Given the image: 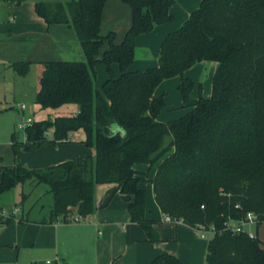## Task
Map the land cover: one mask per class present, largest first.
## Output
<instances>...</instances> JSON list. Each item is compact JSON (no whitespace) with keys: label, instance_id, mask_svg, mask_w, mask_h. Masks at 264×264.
Here are the masks:
<instances>
[{"label":"trees","instance_id":"16d2710c","mask_svg":"<svg viewBox=\"0 0 264 264\" xmlns=\"http://www.w3.org/2000/svg\"><path fill=\"white\" fill-rule=\"evenodd\" d=\"M104 1L33 3L46 23L72 27L82 58L41 62L34 102L40 108L64 103L77 108L74 113L29 120L24 139L39 146L66 141L69 132L81 130L80 142L93 153L41 167L0 166V193L17 186L22 206L21 218L0 214V223L27 220L33 208L44 212L39 223L83 218L96 208L94 186L114 183L129 222L143 230L147 241L156 242L154 221L145 211L143 183L149 181L163 216L193 229L212 228L206 264H264V244L256 234L250 238L224 226L227 220L244 219L247 211L253 213L255 227L264 221V0H199L162 37L156 64L142 69L129 68L134 39L172 20L169 8L174 0H122L129 5L130 23L118 42L112 30L100 31ZM103 43L106 47L97 55ZM200 60L215 62L210 92L203 96L198 91L192 98L194 82L184 71ZM96 64L107 74L99 86ZM27 65L10 63L19 74ZM173 75L179 76L176 87L185 110L158 120L156 115L167 103L163 92L153 90ZM11 145L15 149L13 135ZM139 163L146 169H137ZM43 195L45 203L39 199ZM149 264L178 260L161 253Z\"/></svg>","mask_w":264,"mask_h":264},{"label":"crops","instance_id":"0c3cea01","mask_svg":"<svg viewBox=\"0 0 264 264\" xmlns=\"http://www.w3.org/2000/svg\"><path fill=\"white\" fill-rule=\"evenodd\" d=\"M198 1L174 0V3L169 8V11L173 14L172 20L155 24L149 31L138 33L134 39V56L129 68L141 69L155 65L154 57H156L157 53L152 47L151 38L154 36L155 38H161L165 33L175 28L179 22L181 23L186 18ZM33 3V0H0L1 71H5L8 68L13 69L10 66L13 61H27V70L21 74L22 77L29 71V67L33 63L37 65L39 77L42 61L82 58L79 43L72 27L67 23H46L34 11ZM125 5L126 3L122 0H105L100 12V31L102 33L107 30H112L113 33L118 32L119 39L114 40L115 42L121 39L130 23V8L129 5ZM123 11L129 13L127 19L125 17L122 19V16H124L122 15ZM65 31L67 32L66 34ZM105 47L106 43H103L98 49L97 55ZM64 50H66V53L62 55ZM214 66L215 62L213 60H200L195 65L192 64V66L185 69L184 74L189 76L194 82L189 91L190 97H196L199 91L197 84H200L209 74L211 76ZM116 68L117 72H115V65L113 64L112 69L115 74L119 71L117 66ZM191 69H196V74ZM14 72L16 71L14 70ZM103 79L99 80L102 81ZM162 80L153 90L154 94L163 92L167 103V107L156 115L158 120L169 119L167 114L174 107L166 100L165 91L160 88ZM101 81H97L96 76L98 86ZM37 85L38 78L36 83L23 78V81L19 84L17 83L16 86L14 83L11 84V98L17 99L22 95L34 98ZM202 95L208 96L209 93ZM24 106L23 102L19 103L21 109ZM76 108L77 106L71 113H74ZM27 118L29 120L32 119L30 116H26L23 119ZM79 131L81 134H79ZM81 136L83 137L82 131L75 130L69 132L66 141L48 142L39 145L34 149L32 161L24 166L41 167L62 160L92 154L93 148L84 146L80 142ZM71 137H75L78 140L70 142ZM4 150L6 152V148ZM12 164H14L13 160L12 162L4 161V164H0V166ZM154 166L150 167L148 177L152 175ZM135 167L140 170L146 169V165L140 163L135 164ZM143 186L146 191V216L154 221L152 224L154 229L159 232L155 223H161L162 217L163 222L173 225L171 228L172 233L170 232L171 236L167 235V237L179 240L184 247H192L189 236L185 232L186 229L182 227L186 225L181 222H166L158 207L155 208L152 203L151 184L144 182ZM4 192L9 193L7 195L12 200V204L9 203L10 205H7L8 203L2 201V197H5L2 195ZM4 192L0 193L1 216L3 214V217H7L8 214H11L14 219L21 218L22 206L19 202L15 203L19 200L18 187H12ZM93 198L96 208L90 214L89 217L91 218L87 221L88 223H80V217L65 223H39L38 221L44 217V212L38 210V208L33 209L34 213L31 212L32 210L28 212L27 220L15 221L11 224L0 223V264H125V259L128 260L129 264H147L149 260H152L157 255H154V249L148 243H143L145 242L143 230L137 224L129 222L126 203L116 191L114 183H97L94 186ZM15 207L16 209H14ZM152 209H154L153 213ZM90 228L95 229L96 233L93 241V255L79 252L83 259H75V251H77L75 250V243L77 240L85 239ZM261 230L259 227L256 235L264 244V233Z\"/></svg>","mask_w":264,"mask_h":264},{"label":"rangeland","instance_id":"374dc122","mask_svg":"<svg viewBox=\"0 0 264 264\" xmlns=\"http://www.w3.org/2000/svg\"><path fill=\"white\" fill-rule=\"evenodd\" d=\"M47 1L63 2L65 0H47ZM125 6H128V4L126 3ZM122 15H124L122 16V19L124 17L127 19V16L129 15V13L127 11L126 12L123 11ZM179 24L180 22L175 26V28ZM66 33L67 32L65 31V34ZM118 39H119L118 32L117 33L115 32L113 40L116 41ZM161 39L162 37L155 38V36L151 38L152 47L156 51L155 53H157L158 51V47H159ZM65 53H66V50L62 52V55H64ZM155 61H157V55L156 57H154V62ZM196 62H194L193 65H195ZM29 68H30L29 71H27V73L23 75L24 77H22L21 74L14 72V70L11 68L6 69L5 71H1L0 69V147H2L0 149V164H4V161L12 162L13 160L14 164L26 165L27 163H30V161H32L34 149L38 146H34L33 144L26 142L24 139L23 128L16 127L17 123L20 122L21 119L25 118L26 116H30L32 119H39V118H45V117H52L55 114H68V113H71L76 107L75 103H64L56 108H48V107L40 108L34 102V98L32 96H27V95L25 96L22 95L18 97L17 99L16 98L12 99L11 91H10L11 84L14 83L16 86L17 83L19 84L20 82L23 81V78L27 79V81L30 80L33 83L37 82V78H38L37 65L33 63L30 65ZM95 70H96L97 81H101L99 79L101 78L103 79L106 76L105 67L102 64H97L95 66ZM191 71H193L194 74H196L197 72L196 69L194 70L191 69ZM115 72H117L116 65H115ZM210 79H211V76L209 74L206 77V79L202 80V82L200 83L199 93L201 95L204 93H206L207 95L209 93ZM177 81H178V75H173V76L163 79L162 82L160 83L161 90L165 91L166 100H168V102L174 106L171 109V111H169V113L167 114L168 115L167 117H169V119L182 114L185 110L184 107L180 105L181 97L176 87ZM95 85L98 86L96 81H95ZM20 102H23L25 105L22 109L19 107ZM172 113H176V114H172ZM50 134H51V129H48L47 136H50ZM79 134H81L80 131H79ZM10 135H13L16 140L15 149H13L11 145ZM75 140H76L75 137H71L70 142H75ZM4 148H6V152ZM145 183L150 184L149 181H145ZM7 194L9 193H5V192L2 193V195L5 196L4 197L5 199L2 197L3 199L2 201L4 203H8L7 205H10L13 202L8 197ZM39 199L42 203H45L44 195L41 196V198ZM15 203H18V201H16ZM152 203L155 206V208H157L153 199H152ZM4 209H8V208H4ZM33 209L31 211L32 213H34ZM151 211L153 213L154 209H152ZM89 216L90 214H87V216L83 218L78 217L80 223H88L87 221H89L91 218ZM155 226H158L157 228L159 229V232H157V230L154 229V227L152 226L158 240L156 242L147 241L146 236L144 234L145 242H143V243H148V245H150L152 249H154V255L155 254L159 255L161 253H168L174 256L178 260V264H206L205 262V243L210 237V234L206 233L204 238H200L199 232L196 229H192L188 226L187 227L182 226V227H185L186 229L185 232L189 236L190 242L192 243V247L187 248V247H184L183 243H181L179 240L177 239L174 240L173 237H167V235L171 236L170 232L172 233L171 228L173 227V225L163 222L162 217H161V223H155ZM259 227L260 229H262L261 230L262 233H264V221L258 224L257 227H255V225L250 226L249 230L252 231L254 234H256V231L259 230ZM95 237H96L95 229L90 228L85 239L76 241L75 250L77 251H75V259H78V258L80 260L83 259L82 255H80L79 252L93 255V252H94L93 241ZM163 251H166V252H163ZM176 253L178 256L175 255ZM47 258H50V257H47ZM125 261H126L125 264H129L127 259H125ZM150 261L151 260H149L147 264H149ZM50 264H54V263H50Z\"/></svg>","mask_w":264,"mask_h":264},{"label":"built area","instance_id":"2783aa9c","mask_svg":"<svg viewBox=\"0 0 264 264\" xmlns=\"http://www.w3.org/2000/svg\"><path fill=\"white\" fill-rule=\"evenodd\" d=\"M29 121V119H21L20 122L17 123L16 127L17 128H23L26 123ZM16 209V207L14 208ZM3 217V214H2ZM77 217L76 216H71L69 217V221H74L76 220ZM164 220L166 222L169 223H175V222H180V221H171V219L168 216H164ZM255 224V220H254V216L253 213L250 211H247L245 213V218L244 219H240L237 221H233V220H227L226 222H224V226L226 229H229L231 232H246L248 237H253V232L249 230V227ZM196 230L199 232V236L201 238H204L206 233H210L212 228L210 227L209 230H204V228L201 225H198L196 227Z\"/></svg>","mask_w":264,"mask_h":264}]
</instances>
